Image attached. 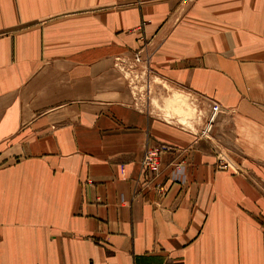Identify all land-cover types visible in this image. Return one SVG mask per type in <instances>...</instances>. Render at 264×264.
Masks as SVG:
<instances>
[{
  "label": "crops",
  "instance_id": "crops-1",
  "mask_svg": "<svg viewBox=\"0 0 264 264\" xmlns=\"http://www.w3.org/2000/svg\"><path fill=\"white\" fill-rule=\"evenodd\" d=\"M164 86L264 149V0H0V264H264V174L153 111Z\"/></svg>",
  "mask_w": 264,
  "mask_h": 264
},
{
  "label": "rangeland",
  "instance_id": "rangeland-1",
  "mask_svg": "<svg viewBox=\"0 0 264 264\" xmlns=\"http://www.w3.org/2000/svg\"><path fill=\"white\" fill-rule=\"evenodd\" d=\"M128 77L133 78L134 74ZM160 88L165 89L163 94L161 92L158 94L161 97L154 92L151 95L150 106L153 111L160 113L166 121L177 123L192 131L197 138L200 137L203 144L206 141L210 142L208 148L219 157L221 163L227 165V168L241 173L264 174V149L248 148L255 143V140L245 134H238L231 118L225 122L224 126L215 124L220 122H216L217 117L214 122L207 124L210 104L195 100L184 92L177 95V92L166 86Z\"/></svg>",
  "mask_w": 264,
  "mask_h": 264
},
{
  "label": "built area",
  "instance_id": "built-area-1",
  "mask_svg": "<svg viewBox=\"0 0 264 264\" xmlns=\"http://www.w3.org/2000/svg\"><path fill=\"white\" fill-rule=\"evenodd\" d=\"M134 61L137 63L141 61L139 55L136 54L134 56ZM130 69H133V66H130ZM220 111H221L220 105H218L217 103H212L210 106V112H209V118L207 124H210ZM222 167L225 168L226 165H222ZM160 168H161V148L159 147L147 148L141 160V172H143V174H150L157 177L160 174ZM182 169L183 167L181 164H173L169 175H167L168 179L173 181L177 180Z\"/></svg>",
  "mask_w": 264,
  "mask_h": 264
}]
</instances>
